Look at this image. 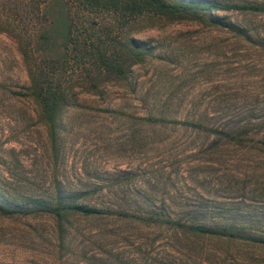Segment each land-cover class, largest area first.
Here are the masks:
<instances>
[{
	"label": "rangeland",
	"instance_id": "obj_1",
	"mask_svg": "<svg viewBox=\"0 0 264 264\" xmlns=\"http://www.w3.org/2000/svg\"><path fill=\"white\" fill-rule=\"evenodd\" d=\"M219 13L246 33L190 19L136 26L145 58L102 95L76 88L56 141L21 94L26 65L0 31V202L11 208L0 211V264H264V243L195 237L153 217L264 236V12ZM58 189L110 213L59 223L31 207Z\"/></svg>",
	"mask_w": 264,
	"mask_h": 264
},
{
	"label": "trees",
	"instance_id": "obj_2",
	"mask_svg": "<svg viewBox=\"0 0 264 264\" xmlns=\"http://www.w3.org/2000/svg\"><path fill=\"white\" fill-rule=\"evenodd\" d=\"M0 31L11 35L26 65L28 82L22 95L32 96L48 123L53 141L58 138L60 113L77 101L75 89L103 94L109 82H128L132 66L147 54L144 43L131 32L171 20L204 21L212 26L246 33L219 11L264 12V3L225 0H5ZM204 129L199 121L173 120ZM209 131L238 141L241 132L210 127ZM76 192L58 189L48 198H30L33 206L52 212L58 222L68 215L96 217L110 213L81 200ZM0 202V211L10 210ZM119 214V213H118ZM154 219L173 223L188 235L219 239L248 238L264 243V236L235 223L185 222L155 214ZM62 226L61 224H59Z\"/></svg>",
	"mask_w": 264,
	"mask_h": 264
}]
</instances>
